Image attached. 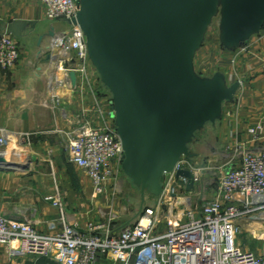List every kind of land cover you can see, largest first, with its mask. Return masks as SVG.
I'll return each mask as SVG.
<instances>
[{
	"label": "built area",
	"instance_id": "1",
	"mask_svg": "<svg viewBox=\"0 0 264 264\" xmlns=\"http://www.w3.org/2000/svg\"><path fill=\"white\" fill-rule=\"evenodd\" d=\"M37 1L50 20H70L79 10L77 0ZM48 53L51 57L46 71L45 104L54 106L58 92L71 88L70 71L75 72L76 81L84 84L92 97V105L74 114L73 128L63 132L65 149L68 160L90 179L92 198L109 201L121 171L123 150L113 122L102 116L100 81L88 60L81 29L69 25L55 33ZM19 57L16 41L0 34V69L12 68ZM207 59L200 63L204 69L212 67ZM93 112L100 116L97 124L88 116ZM261 126H250L246 132L256 140ZM8 136L0 127V156L5 154ZM21 138L30 143V133L21 134ZM231 150L237 163L227 162L228 168L220 174L211 195L205 188L198 192V171L191 160L182 156L173 171L163 175L162 191L154 204L144 206L133 223L126 224L114 213L107 218L106 209L98 206V218L79 229L68 222L64 203L56 192L49 199L62 223L58 231L42 233L30 221L0 214V246L14 259L45 256L57 264H264V256L237 241L241 221L251 225V233L258 224L264 227V150L255 152L240 146ZM181 169L196 174L190 192L185 190L186 178L175 180V172Z\"/></svg>",
	"mask_w": 264,
	"mask_h": 264
},
{
	"label": "water",
	"instance_id": "2",
	"mask_svg": "<svg viewBox=\"0 0 264 264\" xmlns=\"http://www.w3.org/2000/svg\"><path fill=\"white\" fill-rule=\"evenodd\" d=\"M77 1L76 16L66 22L81 29L88 60L110 94L121 170L138 190L139 213L146 197L161 194L163 175L182 156L197 155L196 134L222 118L240 86L222 70L205 76L195 69L213 20L222 51L233 53L264 29V0ZM69 79L73 90L74 71ZM20 165L0 156V168ZM195 176L175 172V180L187 179L188 192Z\"/></svg>",
	"mask_w": 264,
	"mask_h": 264
},
{
	"label": "crops",
	"instance_id": "3",
	"mask_svg": "<svg viewBox=\"0 0 264 264\" xmlns=\"http://www.w3.org/2000/svg\"><path fill=\"white\" fill-rule=\"evenodd\" d=\"M63 24L69 27L65 20L48 19L37 0H0V34L12 37L20 52L15 66L0 69V127L9 134L3 157L21 164L11 170L0 168V214L30 221L42 233H54L62 225L49 199L56 191L61 195L68 222L79 229L98 216L90 179L68 160L63 135L73 128L74 114L92 105V97L77 80L73 90L66 87L58 92L54 106L45 104L49 67L45 57L52 36L63 31ZM216 62L231 83L240 82L234 100L224 107L218 123L225 134L226 147L264 150V29L237 51H222ZM98 99L103 118L111 121L110 100ZM88 116L99 123L96 112ZM258 123L261 131L253 140L246 129ZM25 132L30 133L29 144L21 138ZM229 161L237 163L233 157ZM0 264L57 263L45 256L14 259L0 246Z\"/></svg>",
	"mask_w": 264,
	"mask_h": 264
},
{
	"label": "rangeland",
	"instance_id": "4",
	"mask_svg": "<svg viewBox=\"0 0 264 264\" xmlns=\"http://www.w3.org/2000/svg\"><path fill=\"white\" fill-rule=\"evenodd\" d=\"M66 29V25L63 24V30ZM221 53L222 49L219 45L217 36V20H213L204 44L195 55L194 65L196 71L201 75L208 76L219 70L216 58H218ZM204 58H208L207 61L212 64V67L204 69L200 65L201 60L203 61ZM59 75L61 76V72H59ZM228 82L231 83L229 80ZM98 96L110 100L109 92L100 84L98 87ZM225 106H229V103H225L224 107ZM111 122H113L112 118ZM218 123L219 121H217L214 125L207 123L203 130L196 134V142L194 146H191V150L197 153V155L191 160L192 166L199 174L198 181L196 182V189L198 192H202L205 188L208 195L212 194V190L215 187L217 179L220 174L228 168L227 162H229L231 156L233 155V151L227 148L224 143L225 134L219 129ZM72 168H74V166ZM70 170L71 169H69V171ZM49 172L52 173V170L50 169ZM56 192L60 195L58 191ZM155 198L156 197H146L144 206L154 204ZM93 204L96 207H107V218L111 213H114L117 218L126 222V224L133 223L139 215L138 190L122 172V170L118 173L117 184L114 192L111 196H109V201L106 203L104 198H96L93 199ZM97 217L98 216L94 219ZM106 217L105 219H107ZM250 226L251 225H249L246 221H241L239 223L240 232L237 236V241L242 247L250 249L262 257L264 256V240H262L264 227L258 224L254 227L256 230L251 233L249 231Z\"/></svg>",
	"mask_w": 264,
	"mask_h": 264
},
{
	"label": "trees",
	"instance_id": "5",
	"mask_svg": "<svg viewBox=\"0 0 264 264\" xmlns=\"http://www.w3.org/2000/svg\"><path fill=\"white\" fill-rule=\"evenodd\" d=\"M100 85H101V83H100ZM152 198V197H151ZM41 257H43V256H39V258H41Z\"/></svg>",
	"mask_w": 264,
	"mask_h": 264
}]
</instances>
